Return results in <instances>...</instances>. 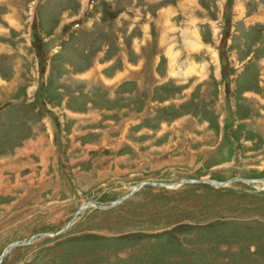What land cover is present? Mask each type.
Here are the masks:
<instances>
[{"label":"rangeland","instance_id":"374dc122","mask_svg":"<svg viewBox=\"0 0 264 264\" xmlns=\"http://www.w3.org/2000/svg\"><path fill=\"white\" fill-rule=\"evenodd\" d=\"M263 179L264 0H0V264H264Z\"/></svg>","mask_w":264,"mask_h":264},{"label":"water","instance_id":"95a60500","mask_svg":"<svg viewBox=\"0 0 264 264\" xmlns=\"http://www.w3.org/2000/svg\"><path fill=\"white\" fill-rule=\"evenodd\" d=\"M235 179H238V178H233L232 180H235ZM239 180H243L241 178H239ZM264 180V179H263ZM245 182H247V180H244ZM184 182H199V183H206V184H210V185H216V184H220L218 181H215L213 179H184L182 181H178V182H174V183H164V182H158V181H153V182H149V181H141V182H138L134 185H132L130 188H129V192H131V190L136 187V186H140V185H143V184H147V185H151V186H166V185H171V186H174L175 184H181V183H184ZM125 195L123 196H120L119 198L115 199V200H112L110 201L108 204L106 205H100V204H96L94 203V201H84V202H81L78 206V208L75 210V212L73 213V216H75L82 208H85L87 207L90 203L94 206H98L100 208H105L117 201H119L120 199H122ZM71 219H69L67 221V223L61 228L59 229L58 231H55V232H40V233H35V234H31L28 236L27 239H23V240H19V241H12L10 242L7 247L4 249V251L1 252L0 254V260L1 258L5 255V253L7 251H9L12 247H15V246H18V245H25L27 243H29V241L32 239V238H35L37 236H45V235H56L58 233H61L63 230H65L71 223Z\"/></svg>","mask_w":264,"mask_h":264},{"label":"bare ground","instance_id":"6f19581e","mask_svg":"<svg viewBox=\"0 0 264 264\" xmlns=\"http://www.w3.org/2000/svg\"><path fill=\"white\" fill-rule=\"evenodd\" d=\"M176 186H177V184H175ZM139 186H136V187H134L133 189H135V188H138ZM167 187H171V185H169V186H167ZM89 205H92L91 203L89 204ZM82 209H84V208H82Z\"/></svg>","mask_w":264,"mask_h":264},{"label":"trees","instance_id":"16d2710c","mask_svg":"<svg viewBox=\"0 0 264 264\" xmlns=\"http://www.w3.org/2000/svg\"><path fill=\"white\" fill-rule=\"evenodd\" d=\"M33 32H35V30H33ZM38 41H39V44L41 45V44H42V43H41V39H39Z\"/></svg>","mask_w":264,"mask_h":264}]
</instances>
